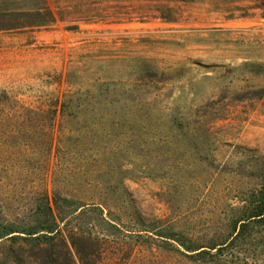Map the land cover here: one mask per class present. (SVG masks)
<instances>
[{"label":"rangeland","instance_id":"rangeland-1","mask_svg":"<svg viewBox=\"0 0 264 264\" xmlns=\"http://www.w3.org/2000/svg\"><path fill=\"white\" fill-rule=\"evenodd\" d=\"M45 2L0 30V264H38L53 216L93 264H264V0Z\"/></svg>","mask_w":264,"mask_h":264},{"label":"trees","instance_id":"trees-1","mask_svg":"<svg viewBox=\"0 0 264 264\" xmlns=\"http://www.w3.org/2000/svg\"><path fill=\"white\" fill-rule=\"evenodd\" d=\"M14 0H0V30L1 29H23L28 27H41L48 26L53 22L51 13L47 10L45 0H24L23 4L16 6ZM15 21L9 26H3V21L10 18ZM107 84V88L104 87V83L95 81L89 84L87 88L88 92L92 91L94 96L101 97L106 95V92L111 91V87ZM97 99V98H96ZM103 99L93 100L88 98L83 100V102L74 105V99L68 98L63 104V114L71 116V118L84 117V115H97L103 108H106L105 104L110 105L109 101ZM72 109V112L69 110ZM32 118L42 119L45 115L44 112L31 110ZM22 116L20 113L18 117ZM80 116V117H79ZM76 117V118H77ZM17 119V117H16ZM19 120V119H17ZM23 121V120H22ZM21 124V123H20ZM50 133V132H49ZM47 202L48 199L46 198ZM47 209L51 211L49 202L46 205ZM244 220L248 221L255 217L259 220L264 219V194L262 199L257 203L251 212V215ZM243 226H245V223ZM61 224H58L56 217L53 216L51 219V224L44 226V228L33 232H27L26 234L31 235L33 240H35L34 256L38 264H74L75 259L72 255L71 248L75 250V256L79 259L81 264H93L92 256L95 254L94 248L96 247L95 239L92 237L84 236L83 234H78L73 232L68 236L63 235L61 230ZM25 233L18 230H13L12 233ZM11 233V234H12ZM37 234V235H36ZM35 235V236H34ZM13 236V235H12ZM18 236V235H14ZM69 242V243H68ZM90 244L91 249L88 250L87 244ZM227 242L217 244V246L209 247L210 250H202L201 255H208L212 250L216 249L215 254L218 255L223 252V249ZM221 245V246H218ZM228 246V245H226ZM203 247V246H202ZM201 247V248H202ZM199 248V249H201ZM221 256V255H220ZM62 257V258H61ZM63 260L64 263L59 261Z\"/></svg>","mask_w":264,"mask_h":264}]
</instances>
